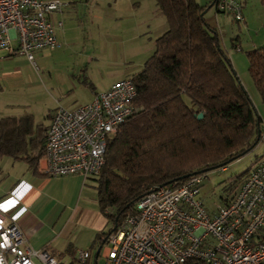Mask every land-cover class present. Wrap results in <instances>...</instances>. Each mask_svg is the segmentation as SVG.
Listing matches in <instances>:
<instances>
[{"label": "trees", "instance_id": "1", "mask_svg": "<svg viewBox=\"0 0 264 264\" xmlns=\"http://www.w3.org/2000/svg\"><path fill=\"white\" fill-rule=\"evenodd\" d=\"M154 2L167 29L154 40V51L142 68L127 77L136 89L133 105L140 110L107 141L104 166L87 178L95 183L99 210L112 224L156 186L223 169L260 139L256 110L220 46L218 32L205 23L207 6L194 0ZM246 57L249 77L264 104V47ZM45 133L40 126L33 129L29 116L1 117L0 158L24 161L35 171L44 156ZM247 175L227 179L219 202L230 201Z\"/></svg>", "mask_w": 264, "mask_h": 264}, {"label": "built area", "instance_id": "2", "mask_svg": "<svg viewBox=\"0 0 264 264\" xmlns=\"http://www.w3.org/2000/svg\"><path fill=\"white\" fill-rule=\"evenodd\" d=\"M62 0H0V51L32 61L34 51L57 46L52 15ZM215 10L243 22L240 0H215ZM16 42V47L12 46ZM124 78L75 109L57 106L46 129L43 174L83 179L105 164L107 141L140 109ZM204 174L156 186L103 239V264H264V160L248 172L237 193L209 212L200 198ZM0 204V264H59L56 256L26 246L20 226ZM86 250L76 264H87Z\"/></svg>", "mask_w": 264, "mask_h": 264}, {"label": "crops", "instance_id": "3", "mask_svg": "<svg viewBox=\"0 0 264 264\" xmlns=\"http://www.w3.org/2000/svg\"><path fill=\"white\" fill-rule=\"evenodd\" d=\"M65 1L67 6L64 7L60 13L52 15L53 24H56L58 21L62 22V26L60 28L56 27L54 31L58 46L49 53L47 51H34L32 57L33 55L39 58L48 57L52 61L56 59V61H59L60 63L69 60L65 59L61 52L70 49L73 37H76L77 35L80 36L81 33L76 32L78 27H81L82 29L84 28L83 30L89 29L90 32L86 31V34L89 33L88 36L92 40H100V38L104 39L108 37H112L114 40L117 38L119 40L122 39L119 30L117 32H111L108 29V23H113L115 19L112 16L113 12L111 13V7H104L102 0H96L97 2L90 7V10H87L90 15V17L86 16L89 18L88 20L83 16V12H85L86 9H82V13L80 12L78 16V11L76 10L78 2L76 3L75 1L80 0ZM240 1L242 4L243 22L238 23V25L240 24L242 26L245 37L247 35L250 36V29H257L262 35V38L257 39L251 38L250 36L248 40H251L244 41V45H242L239 37H236L235 39H231V44H229L228 48L226 43L220 39V46L229 58L243 90L249 96L260 119V129L262 128V131H264V127H261L264 126V104L261 103L259 95L253 87L247 71L248 63L244 55L237 53L242 51L243 47H245L247 51L264 47V4H261L258 0ZM85 2L87 1L85 0ZM82 3L83 2H80L79 4ZM212 3L214 6L215 0H212L211 4ZM127 9H125L126 12L134 11L132 5ZM112 10L115 12L113 8ZM215 12L218 13L216 10ZM156 13L159 14L157 11ZM108 16L109 18H107ZM231 29L233 30L232 26ZM237 29L240 30V27ZM136 37L137 36L135 35L133 38ZM232 41H234V43ZM124 42L129 41L126 40ZM149 44V48H151L154 45V41L151 40ZM12 46L15 48L16 42H12ZM20 57L24 58L25 56L10 55L5 51H0V91L6 87H10V89H21L30 84H44L43 79L41 78L38 80L35 75L30 77L28 74V77H25V74L17 65V61H19ZM82 59H84L83 56L80 57V61L78 60L79 62L77 64L74 62L68 70L59 71L61 72L59 73L61 79L55 78L56 85L54 86L55 89L53 91L57 96V100L55 101L56 105L51 112V116L57 106H62L70 110L76 108L73 107L74 105L67 106L64 104V102L68 103L70 100L77 101L76 97L71 96L70 94L76 86V88L81 91L84 90V92H89L90 96L88 101L81 104L85 105L92 101L96 93L106 91L117 81L133 75L129 74L127 70L122 72L119 63L117 64L115 61L107 60V62H105L107 65L105 69L109 70L106 74L111 80L108 81L103 89L98 90L92 82H90L88 75L84 72L83 62H87V59ZM90 59L95 60L93 57L89 58V60ZM114 68H117L115 73H113ZM32 74H34L33 71ZM114 74H120L119 78H115ZM10 117L18 118L16 116ZM49 123V119L47 125L42 123L34 125L32 121V127L35 129L37 126H40L42 129H47ZM261 134L262 137H264V133ZM259 138L252 149L255 150L260 148L259 143L264 140H261V135ZM262 160H264V151H260L254 156L249 167L242 173H248ZM13 161L22 162L26 165L27 174L24 175V178H18V176L11 172L10 167L14 168V165L10 162ZM43 168L44 156L38 159L35 171L29 169L24 161L12 160L7 157L0 158V204L8 205L7 213L9 214L10 219L20 226L26 239V246L29 249L34 251L42 250L48 254L54 255V252L56 251L54 248L55 245L57 243H62V245H65L64 252L73 254V262H75L76 253L78 251L87 250L90 255L89 258H91V251L93 250L95 258V252L99 246H102L106 234L104 236L97 234V236L93 238L92 235L91 237L86 235L88 233L87 230L92 234L93 231L95 232L96 230L101 229L107 222L104 219L105 216L98 208L94 181L91 179H83L76 175L48 177L43 174ZM224 169L225 168L222 170L224 171ZM109 231H111V229ZM109 231L108 233H110ZM83 240L86 241L85 247L78 249L79 247L77 246L79 245V242ZM99 255L100 251L98 253V256ZM97 258H95V260Z\"/></svg>", "mask_w": 264, "mask_h": 264}, {"label": "rangeland", "instance_id": "4", "mask_svg": "<svg viewBox=\"0 0 264 264\" xmlns=\"http://www.w3.org/2000/svg\"><path fill=\"white\" fill-rule=\"evenodd\" d=\"M62 1L66 2L65 0ZM86 1L87 2H85V0H80L75 2H78V6L76 7L78 16L82 9H86V11L83 12V16L88 20L89 18L86 16L90 17V15L87 10H90V7L97 1ZM80 2L83 3L79 4ZM194 2L200 6H207L204 10L205 23L219 32V38L226 43L227 48L229 44H231V39H235L236 37H239L242 45H244V41L251 40H248L250 36L251 38H262V35L257 29H250V36L247 35L245 37L243 28L240 24L238 25V23L234 22L225 14L215 12V7L213 5L210 6L212 0H194ZM102 3L106 8L111 7V13L113 12L112 16L115 19L113 23H108V29L111 32H117L119 30L122 39L119 40L117 38L114 40L112 37H108L104 39L100 38V40H92L88 36L89 33L86 34V31L90 32L89 29L83 30L84 28L78 27L76 32H80V36L77 35L73 37L72 45L69 50L60 51L62 56L69 60L60 63L56 61V59L52 61L48 57L39 58L35 55H33L32 61H29L27 57H20L19 61H17V65L25 74V77H28V74L30 77L35 75L38 80L42 78L44 84H30L21 89H10V87L2 89V91H0V118L6 116H16L18 118L29 116L34 125L39 123L47 125L48 119L51 120V112L56 105L55 101L57 100V96L53 90L55 89L56 79H61L59 74L61 72L59 71L68 70L74 62L77 64L82 56L84 59H87V62L82 61L84 72L88 75L90 82H92L98 90L103 89L108 81L111 80L106 74L109 72L108 69H105L107 66L105 62H107V60L115 61L117 64L119 63L122 72L127 70L129 74L137 73L142 68L146 59L154 51V45L149 48V42L151 40L154 41L167 29V24L163 16L156 13L154 0H102ZM130 5L133 6L134 11L126 12L125 9ZM112 8L115 10L116 14ZM107 18H109V16ZM238 27H240V30L237 29ZM135 35L137 37L133 38ZM126 40L129 42H124ZM232 42L234 43V41ZM47 52L49 53L50 51ZM247 52V49L243 47V50L237 53L244 55L247 61ZM91 57L95 58V60H89ZM32 71L34 74H32ZM116 71L117 68H114L113 73ZM119 76L120 74H114L115 78H119ZM76 87L70 94L71 96H75L77 101L70 100L68 103L64 102L67 106L74 105L73 107H77L88 101L90 96L89 92H84V90L81 91ZM261 133H264L262 128ZM261 133V140H264ZM259 146V149H252L243 157L236 160L238 162L233 161L227 165L224 171L219 169L209 171L205 174V179L200 188V198L208 210H213L218 203H221L219 202V194L222 192L221 188L225 181L245 171L249 167L250 162L254 159V156L260 151H264V141L259 143ZM10 163L14 165V168L10 167L11 172L18 176V178H24V175L27 174L26 165L22 162L14 161ZM104 219L107 223H105L101 229L95 232L93 231L92 234L87 230L88 233L86 235L90 237L92 235V237L95 238L97 234L101 236L107 234L111 229L112 222L106 217H104ZM85 243V240L79 242L77 246L79 247L78 249L84 248ZM61 245L62 243H57L54 247L56 250L54 255L58 258L59 264H76L73 262V254L65 253V245ZM91 252L92 257L88 259V264H103L101 256L99 255L95 260L94 251L92 250Z\"/></svg>", "mask_w": 264, "mask_h": 264}, {"label": "water", "instance_id": "5", "mask_svg": "<svg viewBox=\"0 0 264 264\" xmlns=\"http://www.w3.org/2000/svg\"><path fill=\"white\" fill-rule=\"evenodd\" d=\"M213 5V3L212 4H210V6H212ZM197 119H200L201 117H202V114L200 113V114H198L197 116ZM256 136H257V139L259 138V136H260V129H259V127H257V133H256ZM195 174V173H194ZM193 174V175H194ZM189 176V175H188ZM185 177H187V176H185ZM184 177V178H185ZM161 186H163V185H159L158 187H161ZM116 220L117 219H115L114 220V223H113V226H112V228H111V231L110 232H112V231H114L115 230V228H116ZM104 242V241H103ZM100 248H101V246H99L98 248H97V250H96V252H95V258H97V256H98V253H99V251H100Z\"/></svg>", "mask_w": 264, "mask_h": 264}]
</instances>
